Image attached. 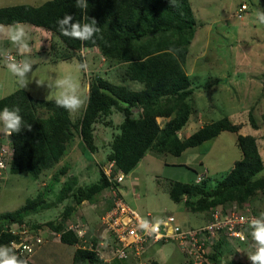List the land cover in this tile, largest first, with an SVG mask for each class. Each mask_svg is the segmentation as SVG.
<instances>
[{
  "label": "trees",
  "instance_id": "trees-1",
  "mask_svg": "<svg viewBox=\"0 0 264 264\" xmlns=\"http://www.w3.org/2000/svg\"><path fill=\"white\" fill-rule=\"evenodd\" d=\"M68 14L81 23L86 22L85 16L94 18L100 31L89 41L61 35L57 20ZM17 22L46 28L57 34L71 50L98 48L105 60L121 65L123 72L120 82L99 74L89 82L87 104L78 119L58 107L55 99H38L26 89L19 88L0 98V110L19 107L23 118L21 132L13 134L12 173L28 172L39 178L68 154L77 135L85 147L95 152L98 149L95 126L116 108L125 116L118 125L120 132L111 142L104 166L115 161L114 171L128 174L148 150L179 156L188 148L201 146L222 132L230 131L237 133L242 153L231 171L215 187H208L205 177L199 183L171 181V198L176 202L183 201L193 212L212 213L218 207L230 212L232 208L228 210V207L234 204L241 210L245 204L251 205L258 195L264 196V158L257 137L241 134L240 123L224 116L203 124L188 136L180 135L194 112L191 102L195 88L185 68L197 25L190 0H87L86 9L76 7V0H47L40 5L0 7V24ZM81 56L80 62L84 60ZM128 81L140 83L142 87L132 89ZM249 115L252 126L258 129L253 113ZM158 117L167 118L164 125ZM104 166L100 169L99 180L91 185H77L76 175L70 174L57 201L48 202L40 194L28 198L15 211L0 213V245H8L17 238L6 231L11 225L23 224L30 215L51 208L72 195L75 203L67 206L62 220L46 224L60 235L62 243L77 246L72 264H84L87 259L91 264H103L96 250L98 240L91 241V248L78 245L81 243L78 235L65 222L84 201L95 200L96 194L111 186ZM65 173V167L58 172L59 175ZM112 206L113 203L108 210ZM252 210L255 211L254 207ZM223 235L217 236L208 255L212 264H222L225 258ZM226 264H251V261L231 257Z\"/></svg>",
  "mask_w": 264,
  "mask_h": 264
},
{
  "label": "rangeland",
  "instance_id": "rangeland-1",
  "mask_svg": "<svg viewBox=\"0 0 264 264\" xmlns=\"http://www.w3.org/2000/svg\"><path fill=\"white\" fill-rule=\"evenodd\" d=\"M45 1L47 0H0V7L15 4L40 5ZM190 2L197 25L185 68L195 88L191 102L194 112L181 129L180 135L188 136L203 124L228 116L233 122L242 125L241 134L257 137L264 158V24L257 22L254 17L257 8L264 9V0H190ZM243 3L247 7L239 12ZM24 26L33 27L32 24ZM34 27L35 33L27 29L30 39L39 41L40 38L36 36L39 37L40 34L49 31L46 28ZM49 33L46 39L39 41L41 42L39 52L22 57L29 59L33 65L28 73L29 84L25 89L34 97L44 100L55 99L56 90L49 88L48 85L64 75H71L76 80L80 85V94L86 99L89 82L98 74L114 82L121 81L123 67L105 60L98 48L85 52L71 50L57 34L52 32L53 37L50 38ZM0 48L15 52V47L6 38H0ZM80 55L89 64L87 71L77 67ZM66 56L70 57L64 58ZM127 84L132 89L142 86L132 81H128ZM19 88L16 78L4 66V58L0 57V98ZM85 107L86 105L77 113L70 114L71 117L73 119L81 117ZM250 112L259 125L258 129L251 124ZM124 116L123 112L114 108L111 115L96 124L98 149L95 152L85 147L77 135L68 154L39 178L28 172L18 174L9 172L6 182L0 189V213L15 211L23 206L28 198H35L40 194L48 202L57 201L70 174L76 175L77 185L86 186L98 181L101 176L100 169L105 165L114 136L120 132L118 125ZM158 121L164 125L167 118L159 117ZM241 157L237 133L224 131L201 146L186 149L179 156L157 154L148 150L130 173H124L125 180L120 182L117 188L121 199L144 217L151 214L152 220L160 221L172 214L176 217V223L183 229L198 227L197 220L201 212L191 211L183 201H174L169 193L170 182H195L199 174L205 173L208 187H215ZM63 167L66 173L59 175L58 172ZM56 178L58 180L55 181ZM113 195L110 187L103 190L95 195V200L86 201L84 205L78 206L77 209L81 210L74 212L65 222L68 228L77 223L85 225L87 238L89 241L98 240L101 254L110 252V241L106 238L101 221L102 216L110 208L109 205L114 203ZM74 203L75 199L70 195L57 202L55 206L30 215L25 220L24 224L29 227L46 228V231L51 233V239L54 238L55 242H51L50 250L45 258H42L48 264L73 262L74 247L62 243L60 235L55 231L52 233V229L46 223L61 221L67 206ZM232 207H228V210ZM244 207L238 210L242 213L253 212L261 215L264 213V196L258 195L251 205L245 204ZM253 207L255 211L252 210ZM210 217L211 213L206 214V220H211ZM250 232L251 229L248 227L246 229L248 238L243 244L236 239L228 244L229 237L223 233L226 239L223 264L231 257L249 261L247 254L255 250ZM100 242H104V246L100 245ZM78 245L82 246L80 242ZM155 247L159 250L152 254L149 252L143 254L145 263L187 264V256L177 241L159 242Z\"/></svg>",
  "mask_w": 264,
  "mask_h": 264
},
{
  "label": "built area",
  "instance_id": "built-area-1",
  "mask_svg": "<svg viewBox=\"0 0 264 264\" xmlns=\"http://www.w3.org/2000/svg\"><path fill=\"white\" fill-rule=\"evenodd\" d=\"M246 4L243 3L239 12L245 10ZM15 59H22L17 52H9ZM2 111V110H0ZM15 148L13 145V135L7 136L0 132V189L11 172V164L14 158ZM115 161H111L104 166V172L111 182L110 190L113 192L114 203L102 217L101 225L104 227L106 238L110 241V254L100 253L96 248L101 259L107 264H128L131 258L137 260V264L145 263L143 254L150 243L167 242L175 240L186 254L189 263L187 264H209L208 255L212 252L216 238L219 234L225 233L230 239H236L241 243L247 241L246 229L252 218H258L252 212L242 213L234 204L230 212L224 211L222 207L211 213V220L206 224L183 229L176 223L175 215H167L160 221L151 219V214L147 217L142 216L134 208L129 206L121 199L118 184L124 181V172L114 171ZM204 174H199L196 183L204 179ZM72 229L79 237L83 247H92L93 243L87 238V228L82 223L71 225ZM33 229L23 224H13L6 231L17 236L8 245L14 242L13 251L17 256H23L30 260V256L36 250L37 243L42 239L36 237ZM243 237V239L241 238ZM89 241V243H88ZM99 245V244H98ZM104 246V242H100ZM223 264V263H222Z\"/></svg>",
  "mask_w": 264,
  "mask_h": 264
},
{
  "label": "clouds",
  "instance_id": "clouds-1",
  "mask_svg": "<svg viewBox=\"0 0 264 264\" xmlns=\"http://www.w3.org/2000/svg\"><path fill=\"white\" fill-rule=\"evenodd\" d=\"M76 7L86 9L87 0H76ZM247 7L246 5L244 6ZM255 20L264 24V9L257 8L254 13ZM86 22L74 21L73 16L68 14L57 20L61 35L80 41L92 40L94 35L100 31L97 21L89 16H85ZM0 38H6L16 48L17 53L22 57H27L31 52L29 44L30 35L26 27L17 22L12 25H0ZM0 57L4 58V66L17 81L20 88L25 89L29 84L28 73L32 70V63L27 58L15 59L7 49L0 48ZM77 67L80 70L87 71L89 64L87 60L78 62ZM49 88L56 90L55 103L58 107L65 109L69 114L80 111L87 103V99L80 94V85L71 75H64L56 78L54 82L48 85ZM23 118L20 114V108L9 109L5 107L0 111V132L7 136L14 133H20L22 130ZM2 166V165H0ZM251 229L254 251L247 254L251 264H264V213L258 218H252L249 221ZM243 239V237H241ZM14 242L11 246L0 245V264H28L26 259L18 257L13 251Z\"/></svg>",
  "mask_w": 264,
  "mask_h": 264
},
{
  "label": "crops",
  "instance_id": "crops-1",
  "mask_svg": "<svg viewBox=\"0 0 264 264\" xmlns=\"http://www.w3.org/2000/svg\"><path fill=\"white\" fill-rule=\"evenodd\" d=\"M23 25H26V24H30V23H21ZM0 25H4V26H8V25H12V24H0ZM33 25V24H32ZM30 26V25H29ZM34 26L36 25H33V27H26V29H28L29 32L31 33H35L36 30H33V28H35ZM37 27H40V26H37ZM41 28H44V27H41ZM48 32L49 33V36L50 38L53 37V34L51 31H45L44 34H40V36H36L37 38H40L39 41H43L44 39H46L48 36ZM42 33V32H41ZM2 39V38H1ZM38 39L35 40V39H30V47H31V52H30V55L31 54H35L37 52H39V49H40V44L41 42H39ZM15 52H17L16 48L14 50ZM41 52V51H40ZM81 52H85V50H82ZM140 84V83H139ZM141 85V84H140ZM142 86H139V88L137 89H140ZM159 118V117H158ZM125 180V179H124ZM88 201V200H87ZM86 201H84L81 205H84ZM88 202H91V201H88ZM80 205V206H81ZM81 209H76V211L74 212H77ZM73 212V213H74ZM83 212V211H82ZM206 214L210 215L209 212H201V215H199L198 217V222H199V226L201 225H204L206 224L209 220H206ZM73 215V214H72ZM148 215V214H147ZM146 215V216H147ZM72 217V216H71ZM49 227V226H48ZM33 230H34V234L36 235V237H40L42 239V241L40 243H37L36 245V250L33 252V254L30 256V260L31 262H34L35 264H48L47 261H45L44 259H42L43 257L45 258V255L46 253L50 250V247H51V242H55L54 241V238L51 239L50 237V232H47L46 231V228L45 229H42L41 227L40 228H34V227H31ZM99 230V229H97ZM52 233H55L54 230H51ZM57 233V232H56ZM102 234H103V230H102ZM232 240L234 239H230L228 238V244L232 242ZM61 241V240H60ZM231 241V242H230ZM241 243V242H239ZM158 244V243H157ZM243 244V243H242ZM74 247V251L75 249L77 248V246H73ZM229 247V246H228ZM111 250V249H110ZM159 249L156 250V247H155V243H150L149 245H147V249L145 252H149V253H153L154 251H158ZM158 252H156L157 254ZM110 254V252H109ZM229 257V256H228ZM233 258V257H232ZM157 259V258H156ZM132 262H135L137 264V260H135L134 258H131L130 261L128 262V264L132 263ZM103 264H107V263H104Z\"/></svg>",
  "mask_w": 264,
  "mask_h": 264
},
{
  "label": "water",
  "instance_id": "water-1",
  "mask_svg": "<svg viewBox=\"0 0 264 264\" xmlns=\"http://www.w3.org/2000/svg\"><path fill=\"white\" fill-rule=\"evenodd\" d=\"M84 264H91L90 263V260L89 259H87L86 261H85V263Z\"/></svg>",
  "mask_w": 264,
  "mask_h": 264
}]
</instances>
